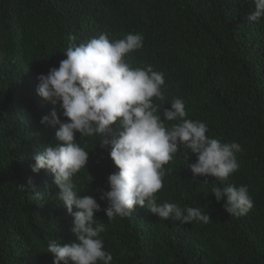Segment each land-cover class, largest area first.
I'll return each mask as SVG.
<instances>
[{"label":"trees","instance_id":"1","mask_svg":"<svg viewBox=\"0 0 264 264\" xmlns=\"http://www.w3.org/2000/svg\"><path fill=\"white\" fill-rule=\"evenodd\" d=\"M254 10L253 0H0V264H53L50 240L78 242L54 174L31 167L58 143L59 126L41 123L52 106L37 94V77L59 67L71 36L80 44L103 33L110 40L142 34L143 47L125 60L164 74V99L153 98L162 119L180 98L185 119L242 147L238 171L224 181L195 176L197 157L183 148L164 166L157 203L199 208L208 223L164 220L139 206L109 220L100 190H110L108 177L119 169L100 137L77 134L89 161L73 181L78 195L101 205L96 218L112 264H264V18L248 21ZM118 131L114 125L109 138ZM228 185L248 187L254 207L246 215H230L217 202L213 187Z\"/></svg>","mask_w":264,"mask_h":264},{"label":"clouds","instance_id":"2","mask_svg":"<svg viewBox=\"0 0 264 264\" xmlns=\"http://www.w3.org/2000/svg\"><path fill=\"white\" fill-rule=\"evenodd\" d=\"M253 2L255 10L247 19L258 23L264 18V0ZM70 40L73 43L59 67L37 77V94L52 106L41 123L59 127L55 133L58 143L47 145L34 156L32 171L38 174L47 169L54 174L56 196L74 217L72 231L78 238V242L65 244L49 241L47 253L54 257L53 264L113 261L100 235L105 226L96 218L101 205L92 195H78L73 181L89 161V152L77 142V134L100 137V146H110L109 155L119 169L108 177L110 190H100V199L108 202L104 211L109 220L129 216L139 206L164 220L208 223L210 216L199 208L157 203L155 194L164 187L163 178L169 171L164 166L183 148L197 157L190 166L195 176L224 181L239 169L236 154L242 151L241 145L207 136L204 122L185 119L186 107L180 98L171 101L161 118L153 98L164 99V74L150 65L133 68L125 60L126 54L143 47L142 34L128 33L110 40L103 33L80 44L75 43V36ZM165 120L180 123L169 127ZM114 125L119 131L110 139ZM212 193L217 202L224 201L230 215L243 216L254 207L246 185L213 187Z\"/></svg>","mask_w":264,"mask_h":264}]
</instances>
